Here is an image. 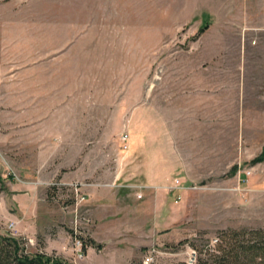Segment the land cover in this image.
Segmentation results:
<instances>
[{
  "label": "rangeland",
  "instance_id": "obj_1",
  "mask_svg": "<svg viewBox=\"0 0 264 264\" xmlns=\"http://www.w3.org/2000/svg\"><path fill=\"white\" fill-rule=\"evenodd\" d=\"M262 154L264 0H0V234L27 250L197 264L264 227Z\"/></svg>",
  "mask_w": 264,
  "mask_h": 264
},
{
  "label": "trees",
  "instance_id": "obj_2",
  "mask_svg": "<svg viewBox=\"0 0 264 264\" xmlns=\"http://www.w3.org/2000/svg\"><path fill=\"white\" fill-rule=\"evenodd\" d=\"M264 160V155L254 162ZM239 166L234 165L232 172L236 174ZM177 193L181 189L176 190ZM214 246L206 245L199 248L192 243L195 250H199L200 257L197 264H264V227L228 228L219 232ZM90 243L92 246L102 247L93 238L85 241L84 248ZM198 252V251H197ZM0 264H69L58 255L45 251H29L23 241L10 233L0 234Z\"/></svg>",
  "mask_w": 264,
  "mask_h": 264
},
{
  "label": "built area",
  "instance_id": "obj_3",
  "mask_svg": "<svg viewBox=\"0 0 264 264\" xmlns=\"http://www.w3.org/2000/svg\"><path fill=\"white\" fill-rule=\"evenodd\" d=\"M122 140L124 142H129L130 141V135L129 133H124L122 134ZM129 147V144L128 145H125V148H128ZM80 185H83V186H87V185H90L89 183H81ZM178 189H183L181 186L178 185L177 187ZM86 198L85 195L82 196V199L84 200ZM215 241L217 242V239H215ZM196 251V250H195ZM197 252V251H196ZM86 257V251H85V248H84V243L82 241L81 238H78L76 236L75 238V243H74V262L76 264H80V262L82 260H84ZM153 256H148L147 257V260L145 261L146 264H149L150 261L152 260ZM195 264V263H194Z\"/></svg>",
  "mask_w": 264,
  "mask_h": 264
},
{
  "label": "crops",
  "instance_id": "obj_4",
  "mask_svg": "<svg viewBox=\"0 0 264 264\" xmlns=\"http://www.w3.org/2000/svg\"><path fill=\"white\" fill-rule=\"evenodd\" d=\"M261 29V28H260ZM241 42L243 43V44H246L247 45V38H246V36H242V40H241ZM257 42V41H256ZM253 43H255V41H253ZM249 44V43H248ZM245 48V49H244ZM243 49H242V51H243V55L245 56V54H246V46L244 47ZM245 50V51H244ZM243 64H245V63H243ZM143 177V176H142ZM145 178V177H144Z\"/></svg>",
  "mask_w": 264,
  "mask_h": 264
}]
</instances>
